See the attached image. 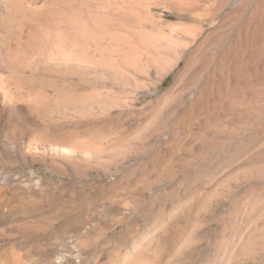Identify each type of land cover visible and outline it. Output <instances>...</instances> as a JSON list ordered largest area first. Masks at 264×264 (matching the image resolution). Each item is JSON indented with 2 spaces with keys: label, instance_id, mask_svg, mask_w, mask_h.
Instances as JSON below:
<instances>
[{
  "label": "rangeland",
  "instance_id": "1",
  "mask_svg": "<svg viewBox=\"0 0 264 264\" xmlns=\"http://www.w3.org/2000/svg\"><path fill=\"white\" fill-rule=\"evenodd\" d=\"M141 1L160 37L130 79L38 71L48 93L103 103L46 121L45 138L99 152L26 156L0 241L23 264H264V0Z\"/></svg>",
  "mask_w": 264,
  "mask_h": 264
},
{
  "label": "bare ground",
  "instance_id": "2",
  "mask_svg": "<svg viewBox=\"0 0 264 264\" xmlns=\"http://www.w3.org/2000/svg\"><path fill=\"white\" fill-rule=\"evenodd\" d=\"M0 1V205L11 206L15 201L26 203L16 185L23 180L21 165H27V157L86 161L99 152L89 143L72 146L45 138L51 129L46 121L69 119L71 110H67L82 111L94 106L93 100L103 103L93 93H80L68 85L48 93L38 71L80 75L106 69L130 79L128 72L142 68L138 57L145 53L142 47L154 51L160 36L141 30L142 13L147 15L141 0ZM26 133H32L27 140ZM34 184H40L39 180ZM47 223L52 227L53 218ZM250 246L247 241L242 253ZM10 247L0 241V264H23ZM141 260L124 256L116 264H148Z\"/></svg>",
  "mask_w": 264,
  "mask_h": 264
},
{
  "label": "built area",
  "instance_id": "3",
  "mask_svg": "<svg viewBox=\"0 0 264 264\" xmlns=\"http://www.w3.org/2000/svg\"><path fill=\"white\" fill-rule=\"evenodd\" d=\"M66 245H73V240L71 239H67V241H65Z\"/></svg>",
  "mask_w": 264,
  "mask_h": 264
}]
</instances>
